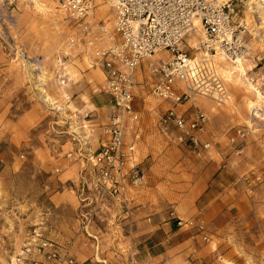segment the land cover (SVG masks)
Returning <instances> with one entry per match:
<instances>
[{
    "label": "rangeland",
    "instance_id": "374dc122",
    "mask_svg": "<svg viewBox=\"0 0 264 264\" xmlns=\"http://www.w3.org/2000/svg\"><path fill=\"white\" fill-rule=\"evenodd\" d=\"M96 16L111 23L104 4L99 5ZM263 16L261 7L245 12L248 54L239 63L221 60L219 55L211 57L228 98L219 104L211 96L195 95L186 104V108L197 106L209 119L211 131L207 129L201 140L211 141V147L222 145L226 152L230 163L220 182H233L237 193L254 194V212L243 221L234 217L237 210L232 208L223 223L228 231L223 245L228 248L221 252L217 248L221 243L218 225L212 227L199 219L187 227L178 226L193 231L192 251L179 260L163 257L157 264H264V249L254 248L264 238ZM70 31L68 20L53 0H0V264H67L70 259L72 264L132 262V240L110 229L109 221L101 217L94 219V232L86 230L82 225L85 219L73 204L79 202L71 188L77 183L81 157L97 152L104 140L109 96L102 91L100 69L90 68L85 59L58 61ZM199 39L191 32L180 48L190 57L198 56L194 46ZM166 57L163 51L145 59L136 71L139 85L134 107L142 119L149 120L148 128L153 126L156 131L158 119L169 105L151 95L155 81L149 69ZM238 129L247 134L236 137ZM231 137H236L235 141ZM182 146L195 154L204 152ZM252 173L261 179L249 185L245 177ZM249 221L252 226L245 224ZM46 241L53 243L55 257L48 258L49 249L40 248ZM205 247L212 251L204 254ZM227 250L232 259L224 256Z\"/></svg>",
    "mask_w": 264,
    "mask_h": 264
},
{
    "label": "built area",
    "instance_id": "2783aa9c",
    "mask_svg": "<svg viewBox=\"0 0 264 264\" xmlns=\"http://www.w3.org/2000/svg\"><path fill=\"white\" fill-rule=\"evenodd\" d=\"M53 1L71 27L58 61L63 64L70 58L85 59L90 68L100 69L104 75L102 91L111 102L108 121L102 128L104 140L97 152L81 157L82 167L71 190L81 204L97 211L109 201L125 206L129 202L128 192L144 185L136 157L142 132L134 107L140 64L158 53H167L166 59H158L149 69L155 81L151 95L169 105L158 119L159 132L198 152L209 149L211 141L201 140L208 129L207 115L197 106L186 108V104L195 95L211 96L219 104L228 98L211 57L222 55L234 62L248 54L245 12L254 7L264 8V0ZM101 4L107 7L110 24L96 16ZM191 32L200 38L194 46L198 56L194 57L180 48ZM59 78L63 84L65 75ZM246 134L238 129L236 137ZM236 137L230 140L233 142ZM260 179L254 173L245 177L249 185ZM169 217L178 226L193 224L192 220L176 217L174 211L169 212ZM198 229L204 230L203 225H198ZM53 246L46 241L40 248L49 249V258L56 255ZM67 264H72V260Z\"/></svg>",
    "mask_w": 264,
    "mask_h": 264
},
{
    "label": "crops",
    "instance_id": "0c3cea01",
    "mask_svg": "<svg viewBox=\"0 0 264 264\" xmlns=\"http://www.w3.org/2000/svg\"><path fill=\"white\" fill-rule=\"evenodd\" d=\"M110 105L109 98L106 104L108 114ZM138 117L142 134L137 142L136 157L143 172L144 185L128 192L129 202L125 206L109 201L97 211L80 202L73 203L85 219L83 228L94 232V219H107L110 229L132 240L131 264H157L166 256L179 260L192 251L190 241L195 237L190 236L193 231L187 230L185 224V227H178L176 220L169 217V212L174 211L176 217L185 221L202 219L212 227L218 225L221 243L217 248L220 252L228 248L223 245L224 235L228 232L224 221L230 218L232 208L237 210L234 217L244 221L247 214L254 212L256 198L248 191L235 192L233 182L227 185L220 182L223 169L230 163L223 146H212L195 154L189 147L177 146L158 134L155 127L154 130L153 126L148 128L149 120L142 119L141 115ZM209 128L211 131L210 124ZM245 224L252 226L253 221ZM261 233L264 234V227ZM262 242L264 238L254 248L264 249ZM211 251L209 247L203 249L204 254ZM224 256L232 259L230 250Z\"/></svg>",
    "mask_w": 264,
    "mask_h": 264
},
{
    "label": "bare ground",
    "instance_id": "6f19581e",
    "mask_svg": "<svg viewBox=\"0 0 264 264\" xmlns=\"http://www.w3.org/2000/svg\"><path fill=\"white\" fill-rule=\"evenodd\" d=\"M257 8H259V7H257ZM261 9H263L264 10V8H261ZM250 12H254V10H250ZM264 17V16H263ZM217 56V55H216ZM215 56V57H216ZM219 59H221V60H223L224 59V57L222 56V55H219ZM220 60V61H221ZM241 61V59H239V58H237L235 61H234V63H239ZM227 62V61H226ZM235 69H237L238 71H241V73H242V69L241 68H239L238 66H236L235 65V67H234ZM227 72H229V71H227ZM230 74H231V72H229ZM231 76H232V74H231ZM258 94V93H257ZM263 97V96H262ZM260 98H261V96H260Z\"/></svg>",
    "mask_w": 264,
    "mask_h": 264
}]
</instances>
